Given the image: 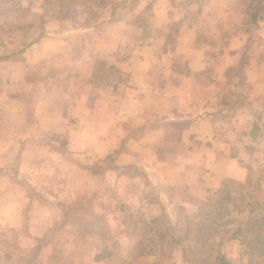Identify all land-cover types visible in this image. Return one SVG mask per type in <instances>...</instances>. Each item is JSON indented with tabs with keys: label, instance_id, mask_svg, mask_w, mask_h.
<instances>
[{
	"label": "crops",
	"instance_id": "obj_1",
	"mask_svg": "<svg viewBox=\"0 0 264 264\" xmlns=\"http://www.w3.org/2000/svg\"><path fill=\"white\" fill-rule=\"evenodd\" d=\"M96 10L97 20L46 32L56 28L34 20L41 12L33 8L21 19L27 39L0 35V139L26 145L0 151V225L24 210L27 228L11 239L17 253L27 252L62 206L28 196L21 161L17 176L7 173L15 157L45 179L64 172L86 185L90 161L107 157L142 170L147 154L149 179L159 151L167 170L176 164L181 186L201 193L178 205L202 204L209 194L227 214H242L227 220L237 228L220 247L238 257L254 219L245 210L252 200L264 207V20L239 28L237 0H111Z\"/></svg>",
	"mask_w": 264,
	"mask_h": 264
},
{
	"label": "rangeland",
	"instance_id": "obj_2",
	"mask_svg": "<svg viewBox=\"0 0 264 264\" xmlns=\"http://www.w3.org/2000/svg\"><path fill=\"white\" fill-rule=\"evenodd\" d=\"M110 1L0 0V23L3 25L0 35L14 36V39L24 33L28 35V30L20 27L21 19L29 15V11L33 8L41 12L33 19L39 18L38 20L47 27H51L52 24L56 29L49 27L44 29L41 25L44 31L52 32L69 29L83 19H88L90 22L97 20L100 13L96 9ZM237 1L243 14L240 23L238 22L239 28L252 30L253 26L247 21V6L251 5V11L260 13L263 0ZM11 4L13 8L10 7ZM84 5L89 8L91 6L90 12ZM228 20L231 22L232 18ZM31 36H35V33ZM28 37L29 35L26 39ZM31 98L32 96H27V104L33 102ZM27 145L29 147V144ZM25 146L21 142L0 139V151L7 149L10 151L11 148L18 154ZM43 149L45 148L41 150ZM146 155L141 158L142 166H146V160H151ZM153 157V162L156 160V163H152L151 167L157 172L151 171L148 174L149 179L142 171L144 170L142 166V170L133 166L117 168L111 157L98 161L91 160L92 164H89L91 178L86 185H83V179L76 175L66 180L64 172L60 175L50 174V178L45 179L41 176L40 167L38 174H36L37 167H33V171L29 172L30 166L34 164H27L24 161L25 158L19 160V157H15L11 171L7 173L17 176L14 170L18 166L17 162L21 161L24 172L20 174V180L26 182L28 179L34 184L32 187L33 185L27 180L28 196L40 201L62 202V206L59 207L58 221L55 222V226H52L55 231L49 232L41 243L40 264H264V207L262 205L251 201L252 205L245 211L251 212L250 215L254 219L250 225L245 226L246 234L239 243L241 245L238 251L239 256L226 258V255H222L220 251L222 241L237 228V224L231 227L227 225V220L240 222L242 214H236L235 209H233L234 214H227L223 209L225 206L218 204L221 199L214 195L211 200L209 194L204 197L207 200L205 202L202 200L203 203L196 204L197 206L178 205L179 199L191 203L193 199L198 200L200 197L197 195L201 193H195L194 189L189 190L187 187L184 189L181 186L178 180L179 175L173 172L174 166L176 167L174 162L169 163L167 170V166L162 163L159 151L158 155ZM67 158L72 160L71 157ZM75 159L71 163H75ZM163 170L165 171L161 172ZM247 191V196L251 200L254 189L249 187ZM19 196L20 193L17 190L13 191L12 199ZM5 198L9 199L7 196L2 200L4 201ZM161 200L165 202L163 205L160 203ZM149 203L152 204L149 206ZM154 212L159 213L158 218L161 224L158 227L161 232L146 233L145 222L152 219ZM11 218L15 219L14 224L8 221ZM26 219L24 210L17 212L13 209L8 219L0 225V264L18 262L14 257L17 254L18 243L11 237L24 232L23 227L27 228ZM201 221L203 222L199 226ZM61 222L68 225V228L63 229L64 225ZM88 225H91L92 229ZM61 227L63 230H60ZM207 232L211 235L216 233L212 238V245L196 241L197 238L205 240L204 235ZM161 233L165 234L163 242L159 236ZM171 238L175 239L171 240ZM138 241L141 243L138 244ZM37 244L38 240L32 248ZM215 253H220L218 260L215 258ZM6 255H12L11 260L7 259Z\"/></svg>",
	"mask_w": 264,
	"mask_h": 264
},
{
	"label": "trees",
	"instance_id": "obj_3",
	"mask_svg": "<svg viewBox=\"0 0 264 264\" xmlns=\"http://www.w3.org/2000/svg\"><path fill=\"white\" fill-rule=\"evenodd\" d=\"M263 1L261 3L262 6H261V12L260 13H256V12L251 11L252 10L251 9V5H248L247 6V10H248L247 11V15H248V20L247 21L252 26L253 25H256V23H257L258 20H262L264 18V2ZM10 7L13 8L12 7V4L10 5ZM69 210H70V208H69ZM207 220H208V218H207ZM202 222L203 221L199 222V226H200V224H202ZM61 223L63 224V222H61ZM64 223H66V222H64ZM132 223L135 224L137 222H132ZM145 224H146V233H151L152 231H157V232L159 231V232H161L159 230V227H158V226H160L161 221L158 218H153V219H151L149 221H146ZM63 225H65V224H63ZM88 226H89V228L92 229V226L91 225H88ZM102 227H104V225ZM54 231H55L54 227H51L50 229H48L47 233H45V235H43V237H41L40 239H38V244L34 248H32L30 251H27V252H18L16 254V256H14L18 260V262L17 263H14V264H40V261H39V252H40V249H41V243L44 242V238L47 236V234L49 232H54ZM89 232H91V231H89ZM215 234H216L215 232L212 233V235L209 232H207L206 235H204L205 236V240H201V239H198L197 238L196 241L197 242L198 241H202V243L203 242H206V243L212 245L211 244L212 241H213L212 238H214ZM159 236L161 237V242H163L164 239H165V234L161 233V234H159ZM174 239L175 238H171V240H174ZM177 241L178 242H181L180 239H177ZM137 243L140 244L141 242L138 241ZM191 253H193V252H191ZM6 258L9 259V260H11L10 255H6ZM215 258L218 260L220 258V253H217L215 255Z\"/></svg>",
	"mask_w": 264,
	"mask_h": 264
}]
</instances>
